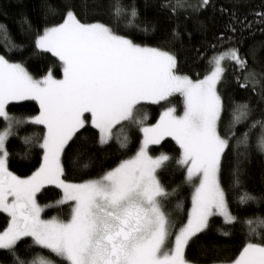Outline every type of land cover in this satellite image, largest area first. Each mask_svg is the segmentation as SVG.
I'll list each match as a JSON object with an SVG mask.
<instances>
[{
  "label": "snow or ice",
  "instance_id": "1",
  "mask_svg": "<svg viewBox=\"0 0 264 264\" xmlns=\"http://www.w3.org/2000/svg\"><path fill=\"white\" fill-rule=\"evenodd\" d=\"M212 6V0H163L160 5L177 21L173 40L191 35L180 30L181 15L203 30L199 15ZM240 6L233 0L231 10L220 9L228 11L229 21L211 45L204 75L196 79L180 71L173 51L138 43L128 34L147 36L156 30L129 0H64L62 10L45 3L44 21L56 15L61 20L42 27L22 16L20 32L31 37L33 54L55 57L62 78L51 67L35 78L23 62L0 54V119L5 123L0 130V213L7 222L0 230V264H203L186 254L190 245L210 232L229 238L237 225L246 236L238 253L229 256L220 246L199 245L200 256L209 257L206 264H264V190L247 188L243 167L253 153L264 162V40L243 53L239 46L245 32L264 36V11L249 19L237 14ZM101 14L110 22L88 19ZM0 44L6 53L25 47L3 24ZM229 84L241 95H229L226 107L223 89ZM176 94L182 98L180 112L170 99ZM23 100L35 101L38 114L23 120L13 115L10 103ZM144 102H163L155 124L145 125ZM24 123L43 126L42 135L22 138L25 155L37 144L42 151L39 167L20 177L9 169L8 142ZM131 126L143 134L134 155L115 166L101 164L95 177L81 182L65 177V157L88 169L93 156L82 162L80 157L89 144L105 156L114 139L117 150L126 149L130 137L117 131ZM89 127L95 130L91 142L85 135ZM165 137L175 141L177 156L151 154L150 146ZM229 154L233 162L225 184L223 163ZM170 170L183 172L171 190L161 180V173ZM46 185L61 195L42 204L37 194ZM184 185L192 188L191 206L177 228L173 213L183 210L179 193ZM233 205L251 208V214L239 216ZM51 207L65 217L44 218Z\"/></svg>",
  "mask_w": 264,
  "mask_h": 264
},
{
  "label": "trees",
  "instance_id": "2",
  "mask_svg": "<svg viewBox=\"0 0 264 264\" xmlns=\"http://www.w3.org/2000/svg\"><path fill=\"white\" fill-rule=\"evenodd\" d=\"M134 2L140 11L141 20H146L155 25V32L145 36L142 33L129 31L128 34L138 43H145L150 46L162 47L166 50L173 51L178 58V67L184 74L189 75L191 78L196 79L199 73L200 77L204 75L207 67V57L212 54L211 45L217 43V36L220 32L225 30V26L229 21L228 11L221 12L220 9L231 10L233 6V0H212V7L206 11L200 13L199 20L206 26L203 30L200 29L198 23L194 20L185 21L183 16H180V30L182 32L190 33L191 35H183L180 40H173L171 37V29L176 25L177 21L173 18L169 12L160 7L163 0H129ZM45 3L52 4L54 7L62 10L64 0H0V24L6 25L10 30V33L16 42L23 41L25 47L22 51H13L6 53L3 45L0 44V54H5L9 59L23 62L28 71L33 77L40 78L51 67L53 74L57 78H62V71L59 68V62L50 53H43L40 55L33 54V45L31 37L25 38L20 32V23L22 16H27L31 22L36 26H44L45 23H58L61 20L60 15L50 17L47 22L42 18L43 6ZM241 6L237 9L238 15H246L249 19L253 18V13L264 11V0H240ZM79 11V9H77ZM83 18V17H82ZM91 19H100L103 22H110L107 14H101L98 16H90ZM118 29L121 34L125 33L123 25H118ZM264 40V36H261L259 32L255 36H249L247 32L241 37L240 48L241 52H245L249 46L253 45L256 41ZM199 53H204L200 56ZM264 55V53H261ZM225 96L226 107L228 106L227 100L229 95L239 97L241 93L234 90V85L229 84L223 89ZM173 104L176 105L177 112L182 110V98L179 94L170 98ZM162 104H153L151 102H145L142 109V114L146 115L144 120L145 125H151L158 121L162 112ZM9 109L13 115L23 120L27 116L36 115L39 111V105L33 100H25L21 102L10 103ZM224 119H229L228 111H225ZM5 123L0 119V130L3 129ZM33 132L38 135H42V125H32L30 123H24L17 129V135L10 137L8 142L9 151L12 156L9 160V169L14 174L20 177L30 176L36 168L39 167L41 158V149L39 145H33L30 148L29 154L25 155V149L27 146L23 142V137L31 135ZM95 130L89 127L88 132L85 134L89 141L94 137ZM127 134L130 137V143L128 147L123 150H117V144L115 139L112 142L111 148L108 150V154L105 156L103 151L95 144L90 143L85 149L83 155L80 157L82 162L89 155L93 156L95 163L92 167L84 169L79 163L73 162L71 157H65V177L71 182H81L83 180L95 177L101 171V164L103 167L115 166L120 159H126L134 155L143 134L140 132L137 126H131L126 128L123 132L117 131L118 136ZM151 154L157 155L159 152H165L175 157L178 155V146L172 138L168 137L164 139L160 145L150 147ZM233 162V157L229 154L223 163V182L228 183L229 169ZM248 171L247 188L259 193L264 190V162L256 153H253L251 161L243 165ZM183 179L182 170H170L161 173V180L165 186L171 190V188L179 184ZM191 194L192 188L188 185H184L179 193V198L183 202V210L174 212L176 227L178 228L183 220L186 219L187 210L191 206ZM61 195L60 189L54 185L45 186L38 194V201L42 204L54 202L59 199ZM174 205L173 200L167 205L172 207ZM233 210L239 216H247L251 214L252 209H237L236 205H233ZM60 215L65 217V213L59 211L56 207L45 209V217L53 215ZM6 214L0 213V230L6 227ZM29 239V238H25ZM246 240L245 232L241 230V226L237 225L236 230L229 238H224L210 232L207 235H202L200 240L193 245H190L186 250V254L190 258H199L206 264L209 257H201L199 251V245L211 248L213 245L220 246V252L226 255H234L238 253V250L243 246Z\"/></svg>",
  "mask_w": 264,
  "mask_h": 264
},
{
  "label": "rangeland",
  "instance_id": "3",
  "mask_svg": "<svg viewBox=\"0 0 264 264\" xmlns=\"http://www.w3.org/2000/svg\"><path fill=\"white\" fill-rule=\"evenodd\" d=\"M36 78V77H35ZM23 101H25V100H23ZM15 102H21V101H13V102H11V103H15ZM145 103V102H144ZM157 122V121H156ZM155 124V123H154ZM146 125H148V124H146ZM152 125V124H151ZM166 138H168V137H165L164 139H166ZM171 138V137H170ZM163 141V140H162ZM161 141V142H162ZM152 146H155V145H152ZM151 147V146H150ZM46 186H51V185H46ZM39 194V193H38ZM38 194H37V196H38ZM47 209V208H46ZM44 214H45V211L42 213V216L44 217V218H48V217H45L44 216ZM55 215H57V214H55ZM176 221V220H175ZM175 226H176V223H175Z\"/></svg>",
  "mask_w": 264,
  "mask_h": 264
}]
</instances>
